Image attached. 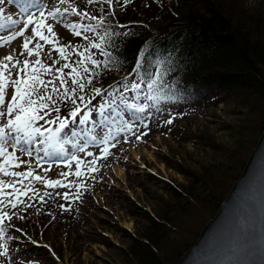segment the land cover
Returning a JSON list of instances; mask_svg holds the SVG:
<instances>
[{
  "label": "rangeland",
  "instance_id": "374dc122",
  "mask_svg": "<svg viewBox=\"0 0 264 264\" xmlns=\"http://www.w3.org/2000/svg\"><path fill=\"white\" fill-rule=\"evenodd\" d=\"M21 1L24 3V0H5V3L0 5V8L4 9L0 24L5 25L0 29V36L8 35L22 26L10 25L7 19L10 15L16 20L24 19L19 14V6L23 4ZM219 1L228 3L230 0ZM37 2L50 8L57 4L58 0ZM72 2L81 11L95 16L96 20L66 16L65 22L97 25L103 17L102 26L95 32L77 37L72 35L64 24L47 21L46 23L52 24L55 36L49 34L46 28L43 31L53 43L46 44L37 37L29 44V48H34L37 41L42 45L39 55L45 65H50L55 59L58 61L55 67H60L65 62L76 66L74 61L79 57L71 52L70 47L65 49L66 53H69L67 60H61L59 53L54 50V45H79V50L83 51L88 44L83 35L99 42V36L106 31L107 16L126 30L155 32L169 17H179L175 12L179 9L175 6L182 5L184 9L188 7L186 0H130L126 6L123 5V0H120L119 4L114 5L112 15H108L107 6L103 2ZM239 2L248 9L256 8L264 13V0ZM191 3L202 5L199 0H191ZM59 7L63 9L69 5ZM101 9L105 11L102 12ZM31 11L35 12L36 9L32 8ZM30 34V30L26 32V35ZM22 43L23 38H17L12 43L0 47V59L13 51L17 54L23 51ZM93 50L89 49L88 54L92 55ZM18 58L21 61L25 58L34 61L37 57H26L25 54ZM135 69L126 75L118 74L116 80L100 87L102 94L93 100L91 108L97 109L113 99L116 103L105 108L102 116L94 112L91 123L83 126L77 123L66 129L62 133V139H69L70 142L64 145L63 153L58 149L49 148L48 154L45 155V146L41 145L38 139L32 145L22 143L16 146V154L24 164L18 169L8 168V171L31 169L44 180H60L65 186L45 187L31 177L21 181V178L0 173V180L6 183L15 180V188L19 189V192H13L11 187H6L0 196V200L5 201L0 205V214L5 211L9 213V216L0 222V227L5 229L2 242L6 244L7 249V255L0 257V264H135L126 253L130 243L126 232L141 234L148 226L145 212L160 214L165 208L169 209L168 202H180L176 198L173 199L168 187L181 185L191 193L205 190L202 184L180 173L178 166L185 165L198 172L207 173L231 163L229 152L220 146L233 148L238 137L244 135L248 128L252 129L256 114L248 119L245 106H238L229 96L212 98L208 101L210 103L203 104L179 102L162 93L165 98L158 106L153 107L152 102L144 99L149 79L146 80L141 71L137 72ZM64 71L67 73L70 69ZM42 78L48 80L52 77L45 75ZM125 81L129 84L141 81L143 83L139 91H131L124 89ZM121 93L127 103L147 105L145 113L138 114L128 110L120 103ZM87 94L91 95V89ZM137 96L138 100L135 99ZM66 112L67 109L62 108V114ZM169 119L172 120L171 124L166 123ZM124 122L133 125V131L127 133V142L122 133L116 138L115 147L110 149L106 159H98L94 166L87 163L93 159L87 156V152H92L94 156L99 154V147L90 142V135H85L88 129L95 126L98 135L102 134V128L103 131L111 129L115 134V129ZM3 123L4 119L0 118V126ZM73 130L80 133V136L71 137ZM85 140H89V143L84 152H80L78 147L73 148V143L79 146ZM6 148L9 152L13 151L11 144H7ZM25 149L32 155L29 156ZM73 154L81 159L79 177L75 175L76 162L71 160ZM0 162H3V158H0ZM89 167L94 170L89 172ZM61 172L69 175L61 177ZM25 185L28 187L25 188ZM63 193H68V200L64 199ZM12 203H16L17 207L13 209ZM173 237L179 236L175 234Z\"/></svg>",
  "mask_w": 264,
  "mask_h": 264
},
{
  "label": "trees",
  "instance_id": "16d2710c",
  "mask_svg": "<svg viewBox=\"0 0 264 264\" xmlns=\"http://www.w3.org/2000/svg\"><path fill=\"white\" fill-rule=\"evenodd\" d=\"M186 1L185 9L175 6L179 17H169L155 32L126 30L105 17V32L109 33L105 51L113 59L110 70L103 65L93 69L98 73L94 86L109 85L118 74L130 73L137 62L148 80L159 65L163 68V94L179 102L203 104L229 96L238 106H245L248 119L255 114L257 118L233 148L220 146L232 157L229 165L207 173L178 166L180 173L205 190L191 193L181 185L168 187L173 199L180 202H168L169 209L160 214L145 212L148 226L141 234L126 232L130 239L126 253L135 264L177 263L227 195L264 128V13L248 9L239 0H199L201 6ZM113 31L120 36L112 37ZM92 56L105 59L95 49ZM175 234L179 237L174 238Z\"/></svg>",
  "mask_w": 264,
  "mask_h": 264
},
{
  "label": "snow or ice",
  "instance_id": "6c2138e0",
  "mask_svg": "<svg viewBox=\"0 0 264 264\" xmlns=\"http://www.w3.org/2000/svg\"><path fill=\"white\" fill-rule=\"evenodd\" d=\"M85 2L91 4L94 0H85ZM96 2H103L107 6V14L112 15L114 5L119 4L120 0H96ZM129 2L130 0H123V5L126 6ZM4 3L5 0H0V5ZM64 4H68L69 7L63 9L59 7V5ZM32 8H35L36 11L32 12ZM46 9L49 10L46 11ZM101 11L103 12L105 9H101ZM3 14L4 9L0 8V17H3ZM19 14L24 17L22 21L13 19L11 15L7 19L10 25L21 24L22 26L8 35L0 36V47L12 43L17 38H23V43L21 44L23 51L18 54L13 51L0 59V118L4 119L3 125L0 126V158H3V162H0V173H3L4 176L21 178V181L31 177L33 180L41 182L45 187H64L65 185L60 180H44L42 176L34 174L31 169L27 171H8V168L18 169L24 164L16 154V146L22 143L24 145H32L38 139L39 143L45 146V155L48 154L49 148L58 149L60 153H63L64 145L70 142L69 139H62V133L66 129H70L77 123L81 126L91 123L94 118V112L102 116L105 108H109L111 104L116 103V100L113 99L97 109L91 108L93 100L102 94V88L94 86V78L98 73L93 71V69L103 65L105 70H110L109 62L113 59L111 53L105 51L107 47L105 41L106 37H109V33L105 32L104 35H100L99 42L89 38L87 35H83V38L88 40V44L83 51L79 50V45L61 47H55L54 45V50L59 53L61 60H67L69 53H66L65 49L70 47L71 52L79 57L78 60L74 61L76 66L65 62L60 67H55L58 63L55 59L52 60L50 65H45L39 55L40 51H42V45L37 41L34 48H29V44L37 37L39 41H44L46 44L53 43L43 31L46 28L49 34H52L53 37L55 36L52 24L46 23L47 21L62 23L72 35L81 37L82 34L97 31L102 26L103 17H101V22L97 25L65 22L64 18L66 16L76 17L81 20L85 18L89 21L96 20V17L90 15L89 12L81 11L76 7L72 0H58V3L50 8L48 5L38 3L37 0H24V3L19 6ZM4 27L5 25L0 24V29ZM116 27H119V25ZM29 30L31 34L26 35ZM111 35L112 37H119L120 33L113 31ZM113 46H115L114 42ZM89 49L98 50L105 59L93 58L91 54H88ZM25 54L26 57L35 55L37 58L34 61L28 58L21 61L18 56H25ZM49 58L51 59V51L49 52ZM140 68L141 63L137 62L135 70L139 72ZM65 69H70V72L66 73ZM45 75L52 78L45 80L42 78ZM141 83L143 81L130 84L125 81L123 87L126 90L139 91ZM163 87V68L157 65L147 82V91L144 99L152 102L153 107L158 106L159 102L165 98L162 94ZM89 88L91 89V95L87 94ZM135 99L138 100L139 97L137 96ZM120 103L124 104L128 110L138 114L145 113L147 108V105L127 103L122 93ZM62 108L67 109L66 114H62ZM166 123L171 124L172 120L169 119ZM144 126L146 127L147 125ZM132 131L133 125L129 122H124L122 126L116 128L115 134H113L111 129L106 132L102 129V134L98 135L95 132V126L88 129L85 135H90V142L99 147V154L94 156L92 152H87V156L93 157L87 163L94 166L98 159H106L110 149L115 147L116 138L123 133L125 142H127V133ZM144 134L146 135V133ZM79 136L80 133L77 131H71V137L76 138ZM136 138L139 139V136ZM88 143L89 140H85L79 146L75 143L72 146L74 149L78 147L80 152H84L86 147H88ZM7 144H11L12 152H9L6 148L5 145ZM24 151L29 156L32 155L27 149ZM71 160L76 162L75 175L79 177L81 175V159L73 154ZM24 167L28 166L24 165ZM93 170V167L88 168L89 172ZM45 171H48V169H45ZM68 175L69 173H60L61 177H67ZM6 187H11L13 192H19V189L15 188V180L12 183L0 180V196L3 195V190ZM24 187L27 188L28 186L25 185ZM63 197L68 200V193H63ZM4 203V200H0V205ZM11 207L13 209L16 208V203H12ZM6 216H9L6 211L0 214V222ZM16 231H20V229H16ZM4 232L5 229L0 227V257L7 255L6 244L2 242Z\"/></svg>",
  "mask_w": 264,
  "mask_h": 264
},
{
  "label": "water",
  "instance_id": "95a60500",
  "mask_svg": "<svg viewBox=\"0 0 264 264\" xmlns=\"http://www.w3.org/2000/svg\"><path fill=\"white\" fill-rule=\"evenodd\" d=\"M176 264H264V128L227 195Z\"/></svg>",
  "mask_w": 264,
  "mask_h": 264
},
{
  "label": "bare ground",
  "instance_id": "6f19581e",
  "mask_svg": "<svg viewBox=\"0 0 264 264\" xmlns=\"http://www.w3.org/2000/svg\"><path fill=\"white\" fill-rule=\"evenodd\" d=\"M13 2V1H12ZM18 4H19V2H17ZM20 3H23L22 1L20 2ZM9 5V4H8ZM10 5H13V4H10ZM13 7V6H12ZM14 8V7H13ZM132 115V114H131ZM115 117V116H114ZM109 118H111V117H109ZM104 121V120H103ZM116 121V120H115ZM113 123V122H112ZM103 124V123H102ZM101 124V125H102ZM114 124V123H113ZM107 125V124H106ZM76 128V127H75ZM101 128V127H100ZM103 129V128H102ZM106 131V130H105ZM102 133V132H101ZM7 146V145H6ZM66 148V147H65ZM20 152V151H19ZM53 153V152H52Z\"/></svg>",
  "mask_w": 264,
  "mask_h": 264
}]
</instances>
